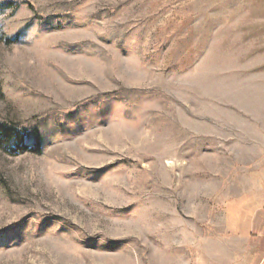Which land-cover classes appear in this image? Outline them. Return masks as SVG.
<instances>
[{
  "label": "rangeland",
  "instance_id": "rangeland-1",
  "mask_svg": "<svg viewBox=\"0 0 264 264\" xmlns=\"http://www.w3.org/2000/svg\"><path fill=\"white\" fill-rule=\"evenodd\" d=\"M263 116L264 0H0V264H257Z\"/></svg>",
  "mask_w": 264,
  "mask_h": 264
},
{
  "label": "crops",
  "instance_id": "crops-1",
  "mask_svg": "<svg viewBox=\"0 0 264 264\" xmlns=\"http://www.w3.org/2000/svg\"><path fill=\"white\" fill-rule=\"evenodd\" d=\"M261 123L257 122L258 128L256 129L257 134H261L264 137V116L263 119H261ZM264 139V138H263ZM263 150V151H262ZM261 155L262 159L264 160V149H262ZM264 164V162H263ZM262 177L260 178V183H262V186L264 187V169L262 173ZM252 214L251 221L249 222L251 224L250 228H252V231L246 232L242 236V243H240L241 246L250 247L252 250V254L250 255L251 258H254L255 255H259V261L257 264H264V208H260L258 210L248 209ZM247 210V211H248ZM248 211V212H249ZM254 211V212H253ZM237 235V234H236ZM235 238H237L235 236ZM235 242V241H234ZM251 251H248L251 253Z\"/></svg>",
  "mask_w": 264,
  "mask_h": 264
},
{
  "label": "trees",
  "instance_id": "trees-1",
  "mask_svg": "<svg viewBox=\"0 0 264 264\" xmlns=\"http://www.w3.org/2000/svg\"><path fill=\"white\" fill-rule=\"evenodd\" d=\"M29 130H25L18 126L0 124V150L5 154L16 157L29 151L40 152V136H35L36 148L32 149L28 146V140L32 137Z\"/></svg>",
  "mask_w": 264,
  "mask_h": 264
}]
</instances>
